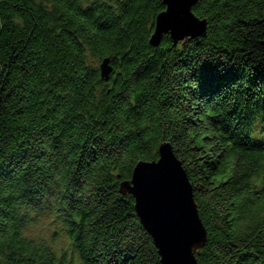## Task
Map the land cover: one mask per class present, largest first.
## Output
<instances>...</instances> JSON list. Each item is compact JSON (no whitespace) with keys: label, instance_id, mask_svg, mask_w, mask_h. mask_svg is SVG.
<instances>
[{"label":"trees","instance_id":"trees-1","mask_svg":"<svg viewBox=\"0 0 264 264\" xmlns=\"http://www.w3.org/2000/svg\"><path fill=\"white\" fill-rule=\"evenodd\" d=\"M164 11L0 0V264H161L120 186L164 144L207 231L199 264H264V0H200L205 37L152 46Z\"/></svg>","mask_w":264,"mask_h":264},{"label":"water","instance_id":"water-1","mask_svg":"<svg viewBox=\"0 0 264 264\" xmlns=\"http://www.w3.org/2000/svg\"><path fill=\"white\" fill-rule=\"evenodd\" d=\"M199 1L163 0L165 11L156 19L151 45L159 46L164 36H170L175 46L205 37L208 21L194 13ZM101 72L108 80L109 60L102 63ZM120 193L134 199L136 215L152 238L161 264H199L197 255L207 243V231L193 186L171 145L161 146L157 162L139 163L132 180L121 184Z\"/></svg>","mask_w":264,"mask_h":264},{"label":"rangeland","instance_id":"rangeland-1","mask_svg":"<svg viewBox=\"0 0 264 264\" xmlns=\"http://www.w3.org/2000/svg\"><path fill=\"white\" fill-rule=\"evenodd\" d=\"M52 219L45 216L43 220L34 228L30 229L29 235L37 241L51 240L52 235L55 234V228L52 226ZM65 247V242L60 241L56 244V249L61 250Z\"/></svg>","mask_w":264,"mask_h":264},{"label":"snow or ice","instance_id":"snow-or-ice-1","mask_svg":"<svg viewBox=\"0 0 264 264\" xmlns=\"http://www.w3.org/2000/svg\"><path fill=\"white\" fill-rule=\"evenodd\" d=\"M159 163H161V162H159ZM159 163H156V164H159ZM133 187H135V185H133ZM194 230H195V228L192 231H194Z\"/></svg>","mask_w":264,"mask_h":264}]
</instances>
